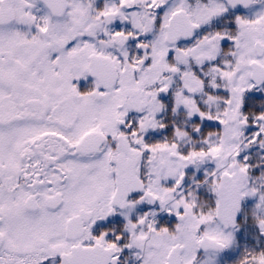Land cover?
<instances>
[{
  "label": "snow or ice",
  "instance_id": "snow-or-ice-1",
  "mask_svg": "<svg viewBox=\"0 0 264 264\" xmlns=\"http://www.w3.org/2000/svg\"><path fill=\"white\" fill-rule=\"evenodd\" d=\"M257 4L235 27L213 24ZM257 87L264 0H0V264H126L123 249L138 264H216L245 197L264 235V168L251 175L264 156L240 158L264 149V110L245 97ZM168 110L218 129L170 121L168 136L146 139ZM204 160L215 166L192 183L214 196L201 203L184 183ZM142 202L176 222L133 216ZM117 212L119 230L93 228ZM235 264H264V247Z\"/></svg>",
  "mask_w": 264,
  "mask_h": 264
},
{
  "label": "flooded vegetation",
  "instance_id": "flooded-vegetation-1",
  "mask_svg": "<svg viewBox=\"0 0 264 264\" xmlns=\"http://www.w3.org/2000/svg\"><path fill=\"white\" fill-rule=\"evenodd\" d=\"M261 5H253L250 9L244 8H237V9H230L228 13H226L223 17L217 18L213 21L215 27H221L223 22L226 21V26L228 27H235L234 23L232 22V17L235 14H248L250 15L252 12L258 10ZM206 29L207 26H204ZM91 77H88L87 80L81 79L78 82L79 87H84L87 84L91 83ZM262 90V88H253L245 93L246 102L249 96L252 97V103L249 104V111L253 112V103L255 102L256 97ZM217 91H221V89H217ZM181 112L183 109L180 110ZM165 121L166 128L165 129H156V130H149L146 133V139L151 136L153 140H160L163 139L165 136L170 134V130L172 128V124L170 121L175 122L177 125L183 126L186 130L191 126L192 122H199L201 125V129L206 133L207 131L217 130L218 129V122L217 121H206L201 120L198 116L194 119L188 118L181 114L172 115L170 110L162 112L159 114V117ZM213 122V123H212ZM249 129L251 131H256L255 125H249L245 129V135L249 134ZM200 136L198 134L193 135L192 140L198 141ZM192 142L184 143L181 142V148H187ZM198 146V145H194ZM263 154L264 156V149L260 148L259 145H252L247 149H244L241 153V159L243 156H248V163L250 165H256L259 154ZM214 162L210 160H204L202 162H197L196 164H190L185 169V183H184V190H193L197 193L199 197H201V203H206L207 200L213 199L214 194L208 191L206 185H200L197 187L195 184L192 183L193 180H202L204 177V173L206 170H211L214 167ZM258 169L256 166L251 168V175L253 177L257 176ZM163 182V181H162ZM256 197H245L242 200L241 204V211L237 217V222L239 227L235 231V243L232 247L222 250L218 254H216V264H235V261L239 259L241 254L244 252L246 248H255L256 250H260V248L264 247V235L259 233V229L257 225L254 223L252 217V209L254 204L256 203ZM154 209L156 210V222L157 225L163 224L164 226H171L176 222V218L174 215H170L169 213L159 210L158 204L154 205H146L142 202L140 205H137L136 210L132 213L134 216L136 212L141 210H148ZM123 223V217L119 215V213H115L112 216L105 218L103 221H98L96 225L93 226L94 229L97 227H112L116 230H119ZM109 236L113 235V232L108 233ZM132 250L130 249H123L121 254V260L124 261L126 259V264H138V261L135 259L134 256L131 255Z\"/></svg>",
  "mask_w": 264,
  "mask_h": 264
},
{
  "label": "trees",
  "instance_id": "trees-1",
  "mask_svg": "<svg viewBox=\"0 0 264 264\" xmlns=\"http://www.w3.org/2000/svg\"><path fill=\"white\" fill-rule=\"evenodd\" d=\"M223 90L221 89V91H217V93H220L222 92ZM260 92L262 93H259L258 96L256 97L255 99V102L253 103V112L257 111V110H264V89H262ZM249 110V108H248ZM213 123V122H212ZM252 124H249V128ZM211 130V129H210ZM263 156V154H259L258 156V160H257V163L256 165L258 164V161L259 159ZM257 169H258V173L257 175H259V172H260V169L261 168H264V164H259L258 166H256Z\"/></svg>",
  "mask_w": 264,
  "mask_h": 264
},
{
  "label": "water",
  "instance_id": "water-1",
  "mask_svg": "<svg viewBox=\"0 0 264 264\" xmlns=\"http://www.w3.org/2000/svg\"><path fill=\"white\" fill-rule=\"evenodd\" d=\"M237 8H241V7L237 6L235 9H237ZM241 204H242V201H241ZM239 213L240 212L237 213V217H238Z\"/></svg>",
  "mask_w": 264,
  "mask_h": 264
}]
</instances>
